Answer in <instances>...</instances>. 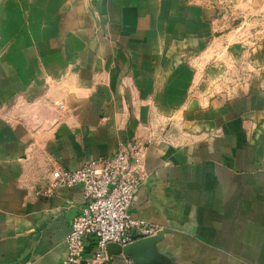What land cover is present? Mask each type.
<instances>
[{"label": "crops", "instance_id": "1", "mask_svg": "<svg viewBox=\"0 0 264 264\" xmlns=\"http://www.w3.org/2000/svg\"><path fill=\"white\" fill-rule=\"evenodd\" d=\"M134 140L163 264H264V0H0V264H63L52 170Z\"/></svg>", "mask_w": 264, "mask_h": 264}, {"label": "built area", "instance_id": "2", "mask_svg": "<svg viewBox=\"0 0 264 264\" xmlns=\"http://www.w3.org/2000/svg\"><path fill=\"white\" fill-rule=\"evenodd\" d=\"M244 28L236 29L239 38ZM147 143L134 140L102 160H88L76 170H52L43 196L53 195L60 188L81 186L85 205L72 220L65 240L63 264H104L108 244L128 245L158 232V227L134 219L129 208L135 191L144 178L143 161ZM90 240L89 257L83 259L86 241Z\"/></svg>", "mask_w": 264, "mask_h": 264}, {"label": "water", "instance_id": "3", "mask_svg": "<svg viewBox=\"0 0 264 264\" xmlns=\"http://www.w3.org/2000/svg\"><path fill=\"white\" fill-rule=\"evenodd\" d=\"M162 237L161 232L136 240L125 246L108 244L105 247L106 258L122 255L128 257L132 264H163V256L158 251L157 244Z\"/></svg>", "mask_w": 264, "mask_h": 264}]
</instances>
